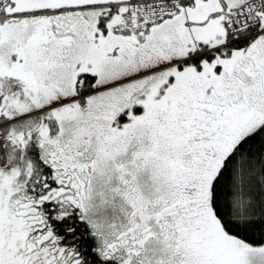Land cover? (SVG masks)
Returning <instances> with one entry per match:
<instances>
[{
    "label": "snow or ice",
    "instance_id": "6c2138e0",
    "mask_svg": "<svg viewBox=\"0 0 264 264\" xmlns=\"http://www.w3.org/2000/svg\"><path fill=\"white\" fill-rule=\"evenodd\" d=\"M0 264H264V0H0Z\"/></svg>",
    "mask_w": 264,
    "mask_h": 264
}]
</instances>
